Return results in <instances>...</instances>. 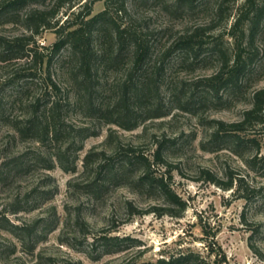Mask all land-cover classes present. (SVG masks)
<instances>
[{
	"label": "rangeland",
	"instance_id": "374dc122",
	"mask_svg": "<svg viewBox=\"0 0 264 264\" xmlns=\"http://www.w3.org/2000/svg\"><path fill=\"white\" fill-rule=\"evenodd\" d=\"M171 1L126 0V11L117 14L112 2L108 10L121 26L129 25L147 40L150 74L155 77L163 66L159 70L160 93L148 101L149 113H155L158 106L161 116L146 115L131 130L90 116L85 88L76 85L69 71L73 64L68 51L62 49L50 66L52 79L70 101L75 100L64 112L65 121L74 128H86L89 134L82 139L75 137L70 150V158L76 157L74 171L63 170L57 162L46 169L31 158L15 168L3 164L14 156L27 153L31 157L37 150L35 142L18 137L12 122L23 116L24 105L43 87L37 83L22 91L1 89V111L7 119H0V264H143L189 250L212 261L208 243L225 254L227 264H264V109L260 118L248 125L245 135L258 145L212 136L213 120H240L243 110L251 106L253 93L264 87V24L255 46L242 49L244 57L254 53V63L242 85L221 89L215 95L200 80L216 70L217 59L202 53L195 58L192 52L171 49L182 29L204 24L214 16L215 0L184 11H176ZM242 1L237 0L234 6ZM88 2L91 15L106 8L105 0ZM72 9L85 11L77 4L70 10L62 8L57 17L64 19ZM103 26V39H111V26ZM20 31L18 24H0V35ZM35 40L48 47L56 40V33L47 29ZM95 42H99V35ZM222 43L231 54L230 38L224 35ZM110 44L114 49L113 39ZM109 52L112 54L98 62L92 77L94 95L104 105L120 97L132 59L127 49L116 61ZM10 69L0 64L1 82ZM135 106L142 109V105ZM162 140L167 143L165 166L171 171L172 188L186 201L180 216L145 212L150 205L160 204L161 198L142 191L130 180L127 184H106L97 191L83 187L92 177L90 170L81 172L86 153L109 152L121 143L151 156ZM165 166L158 167L160 172ZM229 181L232 187L224 189ZM129 203L138 211L131 213ZM6 219L21 225L36 222L37 233L21 241L10 231ZM103 236L121 240L105 244Z\"/></svg>",
	"mask_w": 264,
	"mask_h": 264
},
{
	"label": "trees",
	"instance_id": "16d2710c",
	"mask_svg": "<svg viewBox=\"0 0 264 264\" xmlns=\"http://www.w3.org/2000/svg\"><path fill=\"white\" fill-rule=\"evenodd\" d=\"M205 0H172L170 5L176 11L193 10ZM237 0H215L213 15L204 24L181 30L178 39L171 49L192 52L197 58L201 53L214 56L217 59L216 70L202 78L215 95L226 89H237L242 85V79L254 63V53L243 56L242 49L253 48L264 24V0H243L234 6ZM0 0V24H18L21 31L11 36L0 35V64L1 67L11 68L8 74L0 81V91L5 87L14 88L15 91L26 90L33 84L39 83L43 91L31 96L24 105L26 108L20 118L12 122V127L19 138L31 140L37 144V150L26 154L14 156L6 162L13 168L24 165L30 158L40 163L43 168L50 169L54 163L65 171L75 170L76 157L70 158V150L75 137H86V128H74L65 121V114L74 101L69 100L59 84L52 79L50 66L57 59L62 49L68 52L72 61L69 70L76 85L83 86L87 93V110L90 116L103 118L107 123L131 130L146 117H158L162 112L155 108V113H149L148 101L160 93L159 70L154 75L148 71L150 46L147 40L129 28L121 26L111 15H108L110 3H115L116 14L126 11V0H105L106 8L97 14L91 15L88 0ZM231 3V4H230ZM81 6L85 11L75 12L73 9L60 20L57 15L62 8L71 9ZM232 20L229 22V17ZM111 26V39H103V25ZM222 27L216 34L219 27ZM52 29L56 33V40L51 46H39L35 37L44 30ZM99 35V42H95ZM230 38L231 54L223 46L222 38ZM101 38V39H100ZM105 38V37H104ZM210 38V39H208ZM127 49L131 53V64L122 81L120 97L112 103L104 105L94 95L95 86L92 82L93 74L97 71L98 62H103L113 52V60H117ZM20 61H22L20 63ZM66 62L63 60L62 62ZM45 65V71L43 66ZM150 74V75H149ZM154 74V72H153ZM21 90V91H22ZM142 105L136 110L135 105ZM0 119L6 120L1 111ZM264 109V87L253 93L251 106L242 112L240 120L224 122L213 120L215 128L212 136L215 140L231 138L236 144L245 142H258L246 135L248 125L260 118ZM166 141H159L151 156L134 146L121 143L109 152L90 151L81 160V172L92 171V177L83 184L86 191H97L106 184H127L132 181L134 185L153 196L161 198L160 204L150 205L145 212H154L157 215L180 216L186 207V201L178 195L171 185V171L166 168L165 151ZM159 166H165L160 172ZM224 189L232 187L227 182ZM88 188V190H87ZM131 213L138 211L129 203ZM10 231L18 239L36 235L38 223L21 225L9 222ZM105 244H119L116 236H103ZM207 253L214 255L212 261L206 260L193 251L179 252L169 256L159 257L154 262L143 264H227L226 256L208 243Z\"/></svg>",
	"mask_w": 264,
	"mask_h": 264
}]
</instances>
